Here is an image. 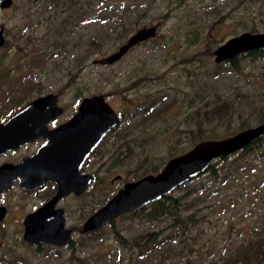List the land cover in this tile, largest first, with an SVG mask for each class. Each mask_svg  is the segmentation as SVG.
I'll use <instances>...</instances> for the list:
<instances>
[{
	"label": "rangeland",
	"instance_id": "374dc122",
	"mask_svg": "<svg viewBox=\"0 0 264 264\" xmlns=\"http://www.w3.org/2000/svg\"><path fill=\"white\" fill-rule=\"evenodd\" d=\"M111 1L60 0L56 5L51 0H13L11 10L0 12V24L5 23L9 33L8 42L0 48V120L50 92L59 93L62 118L69 117L80 99L92 93L106 94L112 106L129 113L139 102L153 104V110L140 117L144 120L138 122L139 127H133L130 145H141L122 163L116 161L127 145L116 135L108 136L97 149L94 161L100 163V171L96 184L82 199L65 202L70 224L73 218L77 220L80 202L86 215L125 180L140 174L142 159L160 163L171 152L187 151L202 137L221 139L264 122L258 121L264 114V59L244 58L235 70L215 63L213 55L220 44L244 32L242 20L254 18L258 23L253 33L264 32L258 19L260 4L148 0L140 10L125 13L130 26L124 32L119 29L117 36L104 35L105 19H100L107 16L103 9ZM212 6L217 10L209 12ZM197 24L203 32L198 39L191 33ZM151 25H157L156 36L133 48L117 64L92 63L115 51L139 28ZM142 75L148 80L125 89ZM223 99L231 103L230 114L210 119L212 108ZM245 120L250 126L242 128ZM198 126H202L201 134L188 133ZM218 165L230 171H223L227 173L223 179L203 173L172 192L183 196L179 210L189 232L172 234V218L148 221L138 214L114 220V228L129 241L164 228L160 237L169 235L170 251L164 244L141 254L142 247L122 245L110 225L98 233L75 232L73 247L41 245L36 250L23 240L21 221L7 218L0 224V264H221L248 240L264 236V147L249 154L236 152ZM118 173L124 179L111 182ZM190 189L198 192L189 193ZM17 202L29 209L33 201L20 197ZM192 203H196L199 219L193 224L188 218L195 210Z\"/></svg>",
	"mask_w": 264,
	"mask_h": 264
},
{
	"label": "water",
	"instance_id": "95a60500",
	"mask_svg": "<svg viewBox=\"0 0 264 264\" xmlns=\"http://www.w3.org/2000/svg\"><path fill=\"white\" fill-rule=\"evenodd\" d=\"M10 4L11 0H3L1 7H8ZM156 34L157 25L139 28L117 51L92 62L111 64L129 48L154 38ZM3 43L4 37L0 30V46ZM261 48H264V32L244 31L216 47L213 50L214 61L222 63ZM56 102L57 97L51 93L38 96L0 123V153L15 149L39 135L43 123L51 119L48 113L55 115L56 110H59L55 107ZM117 122L118 117L106 96H87L81 100L76 114L67 123L46 135V142L35 153L24 158L16 167L4 165L0 168V193L10 187L16 176L21 177L19 186L25 189L39 187L48 179H53L58 184L55 196L25 217V242L32 246H63L69 241L70 232L63 227L61 210H54V205L60 197L72 191L80 193L88 187L92 178L89 174L80 175V166ZM262 135L264 122L225 138L197 142L187 151L170 158L158 173L147 174L125 183L108 202L86 219L83 232L97 230L122 214L139 210L161 199L204 173L217 159L241 151ZM4 175L11 179L4 182ZM2 208L0 206V219L5 211Z\"/></svg>",
	"mask_w": 264,
	"mask_h": 264
},
{
	"label": "trees",
	"instance_id": "16d2710c",
	"mask_svg": "<svg viewBox=\"0 0 264 264\" xmlns=\"http://www.w3.org/2000/svg\"><path fill=\"white\" fill-rule=\"evenodd\" d=\"M38 0H33V2H36ZM52 2H54V4L59 5V1L60 0H51ZM91 1V0H88ZM99 1H103V0H99ZM116 1L117 0H112L110 3H108L105 8L103 9V11H105L107 13V16H103L100 19L104 20V27H103V34L104 35H111L112 33H116V35H120V33L118 32L119 29L120 31L122 30L123 32L126 31L128 29V27L130 26V21H125L124 17H125V13L130 11L131 9L134 11L136 10H140L141 8L144 7L145 2H147L148 0H119V4L116 5ZM126 1H128V3H126ZM233 1V0H232ZM247 2L249 4H260L257 7V11H258V19L259 21H261V23L264 24V0H237L238 3L242 2L244 3ZM237 4V3H236ZM217 7L216 6H212L208 8L209 12H213L216 11ZM146 11V10H144ZM140 15H145L144 12L140 13ZM191 22H193L192 20H190ZM243 22V26L244 27V31L249 30L250 32H255L257 30V21L252 18V20H242ZM193 24V23H192ZM201 27L202 25L197 24L196 27L194 28V30L191 31L192 33V38H200L202 35V31H201ZM210 30H212L210 28ZM194 31V33H193ZM211 48L207 49V52H210ZM250 57L252 62H255L257 59H264V48L261 49H257V50H253V51H249L246 53H243L235 58H232L230 60H227L225 62H222L224 65L230 66L235 70H239L241 67V60L244 58ZM219 72H216L215 74L218 75ZM74 77H72L73 79ZM71 79V80H72ZM243 104H245L243 102ZM242 104V105H243ZM152 105L153 104H149L148 105V109L152 110ZM230 110H231V103L229 102V100H221L220 102H218L217 104H215V106L212 108L210 114V119H216V118H222L225 115H228V113L230 114ZM264 115V114H263ZM262 114L259 116L258 121L259 122H263L264 121V116ZM207 120H209V116L207 115L206 117ZM248 121H243L241 125L242 128L245 127H249L250 124L247 123ZM247 123V124H245ZM202 132V126H198L197 127V131H194L192 129H189L188 133L192 136H194L196 133L201 134ZM232 135V133L230 134V136ZM206 140L204 137H202V139L194 142V145L201 141V140ZM193 145V146H194ZM192 146V147H193ZM264 147V135L259 136L258 138H256L251 144L247 145L246 147H244L241 151H239V153H245V154H249L251 153L254 149H261ZM133 150H130V152ZM236 153V152H235ZM234 154V153H233ZM231 154V155H233ZM178 155V152H171L168 157L164 160H162L160 163L155 162V163H149L147 161V164L145 165H140V168L142 169L140 174H137L134 176V179H138L144 175L147 174H156L158 173L163 166L166 164V162L174 157ZM231 155H227L224 156L222 158L217 159L216 161H214L212 164L209 165V167L207 168V170L204 172V174L210 175L213 179L215 180H219V179H223L224 178V174L227 173H223L224 170H228V173L230 172L228 167H224V168H220V166L218 165L219 162H226L227 159H229V157ZM203 174V173H202ZM201 174V175H202ZM200 176V175H199ZM197 178V177H196ZM195 179V178H194ZM193 180V179H192ZM190 180V181H192ZM188 181V182H190ZM188 182L182 184L179 187L184 186L185 184H187ZM178 187V188H179ZM205 188V186H202ZM198 192L197 189H190V192ZM182 195H173V193L171 192L170 194L165 195L164 197H162L161 199L151 202L150 204H148L147 206L137 210V211H133L127 214H123V215H127V216H134L137 217L138 214H142V219L148 220V221H152V220H162V219H167V218H172L173 222L171 223V227H174V229L172 230V234L174 233V235H183L187 232H189V227L186 223V221L184 220L183 217L180 216V206L183 205L184 203L181 201L182 199ZM199 199V198H198ZM196 200L194 202H198L199 200ZM108 200V198H104L101 202V204L99 206H102L104 203H106ZM193 205H191V207L193 206V209H195L194 204L196 203H192ZM196 209L190 214L188 215V218L190 220V223H196L197 221H199V219L197 218V213H196ZM199 211V210H198ZM122 216V215H121ZM112 227V230L114 231V233L117 235L120 243L124 246H127L130 243H133V245L135 247H142L141 249V254H144V250H153L154 248H161L164 244H166L165 248L166 251H170L172 249L168 248V242L170 241L171 238H169V235L167 236H161L160 235L163 233L164 228L163 229H159V230H155V231H151V232H146L145 234H143L142 236H140V238L138 239H134L132 241H129L126 237H123L115 228H114V220H112L109 224ZM104 227V226H103ZM102 228V227H101ZM97 229V230H93L92 232H88V233H93V232H97L101 229ZM87 233V234H88ZM190 237H192V235H189ZM68 246L73 247V243L69 240ZM36 250H40L42 248V246H35ZM221 264H264V236H259L255 239H250L248 240L245 244L241 245L235 252H233L232 254H230L229 258L226 259L223 263Z\"/></svg>",
	"mask_w": 264,
	"mask_h": 264
},
{
	"label": "flooded vegetation",
	"instance_id": "af4514ba",
	"mask_svg": "<svg viewBox=\"0 0 264 264\" xmlns=\"http://www.w3.org/2000/svg\"><path fill=\"white\" fill-rule=\"evenodd\" d=\"M2 1L3 0H0V12L1 13H5L6 11L11 10L12 4H13V0H11V4L8 7H1ZM5 25H6L5 23L4 24H0V30H2V35L4 37V43L0 46V48L6 45V43L8 42V38H9L8 29H6ZM149 40L150 39L142 41V42H139L136 45L132 46L117 61H114L111 64H99V65L113 66V65L117 64L120 60H122L126 56V54L128 52H130L133 48H135L136 46L141 45L143 43H146ZM119 46H118V48H119ZM118 48L115 51H117ZM115 51H113V52H115ZM147 80H148V76L147 75L139 76V77L135 78L134 80H132L130 82V85L128 87H126L125 89L133 88L136 84H138V83L142 84L143 82H145ZM50 93H47V94H50ZM51 94H53V95H55L57 97V102H56L55 107L58 108L59 110H56L55 115H52V114L48 113V116L51 119H49V120L45 121V123H43V125L40 128L39 135H37L33 140L26 141V142L22 143L19 147L15 148V149H9V150H6L5 152L0 153V168L2 166H4V165H11V166H15L16 167L19 164H21L24 158H26V157L32 155L33 153H35L37 151V149L44 142H46V135L50 131H53L54 129L58 128L59 126L67 123L76 114V112L78 110V107H79V104H80V102H81V100L83 98H85L87 96L95 95L94 93H92L90 95L82 97L80 99L76 109L74 110V112L69 117L62 118V116L64 114V107H62L59 104V97H58L59 93L58 94L57 93H51ZM103 95L106 96L107 99H108V96L106 94H103ZM40 96H43V95H40ZM124 99L126 101H128V102H131V100L127 99L126 97H124ZM25 105H23L22 107L18 108L15 112H17L20 109H22ZM110 106L112 107V109L116 113V115L118 117V122L116 123V125L112 129H110L107 132V134L100 141V143L96 146V148L85 159V161L82 163V165L80 166V169H79L80 175L89 174L91 176L92 179H91L90 184L88 185V187L85 190H83L80 193H76V192L72 191V192L60 197L56 201V203L54 205V210H61V214H62V217H63V227H64V229L69 230V232H70V239L69 240L72 243H74V240H73L72 237L74 236L75 232L87 233V232H83V229H82L86 219L88 217H90L101 206H99V204H97L98 208L97 207L93 208L92 211H90L89 213L84 215V212H83V207L84 206L80 202L77 205V207H76V215L75 216H76L77 220L73 218L71 220V224H70L69 223V218L67 216L68 208L65 206V202L69 198H76V199H80L81 198L82 199L84 197L85 193L90 189V187L94 183L96 184V182L98 180V173L100 171V163H97V162L94 161V155L97 152V149L101 146V144L105 141V139L108 136L116 135L123 143H126V145H127V147L125 148L123 154L121 155L122 158L117 160L116 163H122L126 156H128V157L130 156L128 154H133L132 152H129L128 149L132 150L136 146L141 145V144H136V146H134V145L131 146L130 145V143L134 141V139L132 137V135L134 134L133 127L138 126V122L144 120V118H140V117H145L148 114V112L151 111V110L148 109V105L147 104L145 106H143V104H141V102H139L138 106L135 107L134 111L131 112V113H129V111L126 108H121V107L120 108H116V107L112 106L111 104H110ZM14 113H12V114H14ZM12 114H10L8 117H10ZM8 117L3 119V120H0V123H3L4 121H6L8 119ZM23 150H25V151L22 152ZM134 151H135V149L133 150V152ZM144 162H145V159H142L141 165L147 164V159H146V163H144ZM142 163H144V164H142ZM110 164L112 166H115V163L113 161L111 162V160H110ZM2 179L4 180V182H7L11 178L9 176H7V175H4ZM122 179H124L123 175L118 173L111 179V182L120 181ZM134 180H137V179L128 180V181L125 180L123 185L121 187H119L116 190V192L112 193L110 197L106 196V198H108L107 202L121 188H123L125 183L130 182V181H134ZM20 181H21V177L20 176H16L15 179L12 180V182L10 184V187H8V189H6V190H4V191H2L0 193V206L5 209L4 216L0 219V224L4 223L7 218H11V219L15 220L16 222L21 221L22 238H23V232H24L23 221H24L25 217L28 214L33 213L34 211L39 209L41 206H43L46 202H48L50 199H52L55 196V194H56V192L58 190V184H57V182L55 180L48 179V180H46L43 183V185H40L39 187H36L34 189H25V188L19 186V182ZM20 197H22L23 199H31L33 201L32 203L29 204V206H30L29 209L26 208L24 203L17 202V199H19ZM36 200H39L38 204H37ZM72 211L74 213V209H72ZM125 214H127V213H125ZM54 216L56 217L55 214H54ZM120 216H118V217H120ZM89 232H92V231H89ZM68 242L65 244L66 246H67ZM44 245L55 246V245H52V244H44ZM65 245H63V246H65ZM55 247H62V246H55Z\"/></svg>",
	"mask_w": 264,
	"mask_h": 264
},
{
	"label": "bare ground",
	"instance_id": "6f19581e",
	"mask_svg": "<svg viewBox=\"0 0 264 264\" xmlns=\"http://www.w3.org/2000/svg\"><path fill=\"white\" fill-rule=\"evenodd\" d=\"M180 189V188H179Z\"/></svg>",
	"mask_w": 264,
	"mask_h": 264
}]
</instances>
